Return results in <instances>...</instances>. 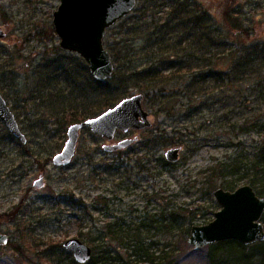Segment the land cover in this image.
Masks as SVG:
<instances>
[{"label": "rangeland", "instance_id": "374dc122", "mask_svg": "<svg viewBox=\"0 0 264 264\" xmlns=\"http://www.w3.org/2000/svg\"><path fill=\"white\" fill-rule=\"evenodd\" d=\"M60 1L0 0V94L27 137L22 143L0 121V231L10 238L0 247V264H71L74 256L63 244L72 238L95 248V255L126 256L110 228L133 234L153 220L161 231L141 229L146 244L174 248L177 264H211L207 249L189 244L187 230L215 219L221 209L216 189L251 185L253 162L264 149V130L252 127L264 122V0H137L132 13L108 29L104 44L115 55L123 51L121 69L147 67L150 59L160 67L158 59L169 58L159 81L168 80L165 92L162 85L125 89L119 74L100 86L90 83L86 61L60 47L53 24ZM164 21L179 25L168 44L157 38ZM206 26L211 42L198 38ZM229 71L222 84L220 73ZM84 87L91 90L88 99L79 91ZM104 88L115 96L143 94L151 126L119 132L113 141L84 127L71 164L54 165L68 127L84 121L80 110L107 104ZM125 137L138 140L104 150ZM173 148L181 153L169 165L165 156ZM237 166L239 173L222 174ZM40 177L44 186L37 188Z\"/></svg>", "mask_w": 264, "mask_h": 264}, {"label": "water", "instance_id": "95a60500", "mask_svg": "<svg viewBox=\"0 0 264 264\" xmlns=\"http://www.w3.org/2000/svg\"><path fill=\"white\" fill-rule=\"evenodd\" d=\"M136 5L137 0H61L53 15L60 47L79 55L88 64L91 75L98 81L106 82L115 71L113 57L104 44L107 31L130 15ZM3 36L0 29V37ZM143 100V94L126 97L97 116L70 125L64 148L53 157V164L58 167L71 164L76 155L80 131L84 127L109 141L115 138L118 131L149 128L150 113L144 108ZM0 121L14 137L27 143L15 114L1 94ZM133 142V139H126L117 145H105L104 150L114 152ZM180 153L181 148L169 149L165 158L174 163L179 160ZM34 185L42 188L44 178L40 177ZM214 196L221 206L215 213V219L206 225L193 226L190 230L188 242L195 250L227 240H237L245 246L264 242V197H260L251 185L241 186L234 191L218 188ZM9 241V236L0 231V247L6 246ZM63 247L78 264H86L93 255L92 248L78 238L67 240Z\"/></svg>", "mask_w": 264, "mask_h": 264}, {"label": "trees", "instance_id": "16d2710c", "mask_svg": "<svg viewBox=\"0 0 264 264\" xmlns=\"http://www.w3.org/2000/svg\"><path fill=\"white\" fill-rule=\"evenodd\" d=\"M147 9H149V6H147ZM226 15L228 18V15H229L228 12L226 13ZM235 17L241 18V16H235ZM181 26H183V24ZM158 27H159V32H160V35L157 36L158 42L160 40L161 43L163 42V44H166V43L168 44V38H167L168 34H170L173 30H174L173 32H175V30L179 27V25L176 24L173 26L170 23L166 24V21H164V23L162 22V24L159 25ZM186 27H187V24H186ZM204 28L205 30H207L206 34L201 35V36L199 35L198 38L201 40L203 39V37L208 38V40L211 42L210 34L212 33V31L210 29V26H206ZM179 34L185 36L186 30L184 31L183 29H181ZM211 45H213V42L212 44H210V46ZM150 46L151 45L146 46L147 50H150ZM257 49L258 48L253 47L251 51H259ZM131 51L136 52V50L133 48V49H130L128 53ZM114 52H113V49L112 51L110 50V53L114 59V63L118 65V69L117 71L116 70L114 71L111 80H114L116 75L119 74L120 77L122 78L121 83L124 84L125 89L129 87L143 89V87L149 88V86L151 87L154 85H162L159 90L161 92H165L164 84L167 83L168 80L166 81L165 79L162 80L164 83H161L159 81H160V78H163L162 74H164V71H166L165 62L169 58L164 57V55H162L159 59L157 58L158 60H161L160 62L162 63V65L160 67L153 66L154 61H151L150 59L148 60V63L150 64L147 67L140 68L138 66H134L135 68L126 67V69L125 68L121 69L120 59H121V55L123 51H121L119 55L118 54L115 55ZM231 58H233L232 55H231ZM237 63H238V67L244 66L240 60L237 61ZM161 68H163L164 70L163 69L161 70ZM230 70H233V68ZM232 75H233V72L231 71H229L228 73L221 72L219 81L221 80L220 82L223 84L226 79L230 80ZM90 79H91L90 83H92L93 85H97V86L102 85L101 82L94 79L93 77ZM111 80H109V82ZM88 87H84L83 90L85 92L81 91V88L79 89V91L82 93V96H86L87 99L90 95L89 91H91L89 90ZM102 92L107 93V101H108L107 104H104V106H102L101 104L97 106L93 105V107L88 106V107L81 109L80 110L81 120H85L86 118L95 116L97 113L101 112L103 107L104 108L111 107L113 106V104H115L119 100L126 98L124 97L126 91H124V93L122 94H116V96L109 92V88L102 89ZM146 95L148 96V94ZM74 111H78V110H73V112ZM258 117L259 119L261 118L260 116ZM75 119L76 118H74V120ZM252 127H255L254 130H257L258 132L261 133L264 130V122L260 124L258 128H256L257 127L256 125L255 126L253 125ZM165 163L169 165L171 164L168 161H165ZM253 169H254V172L252 173L250 184L254 188V190L255 189L257 190V191L255 190L256 193L260 197H263L262 195H264V149L262 150L260 149V153L256 155V160L253 162ZM239 170H241V166H237V168L230 170L229 172H225V173L222 172V174L229 173L233 175V174L239 173L238 172ZM261 174L263 175L262 177H261ZM170 216H171L172 224L178 223L179 218L176 213L171 212ZM164 221L167 222L166 220ZM154 222H155L154 220L151 221L152 224ZM262 222L264 223V215L262 218ZM152 224L147 225L145 224V221H144L140 226L136 227L133 234L129 230L120 232L121 230H113L114 228L113 229L110 228L109 231L113 239L118 240L120 242V246L122 249H126L125 250L126 256H121L120 252H117V255H114V251L112 250H108L106 252L102 251L101 254L98 256V255H95L94 253L95 248H94L92 258L86 264H177V261H178L177 250H175L174 248H169V245L167 244L163 245L162 247H159V243L155 241L149 242L148 244H146L145 242L146 240L141 238V235L143 233V231H140L141 229L142 230L146 229L147 232H150L152 229L157 230L158 232L161 231L159 230V226H155V225L153 226ZM190 229L187 230L188 234L190 233ZM204 248L208 250V257H209V261L211 264H264V242H258V243H255L249 246H245L237 240H227V241H221V242L211 244ZM71 264H78V263L75 260H72Z\"/></svg>", "mask_w": 264, "mask_h": 264}, {"label": "flooded vegetation", "instance_id": "af4514ba", "mask_svg": "<svg viewBox=\"0 0 264 264\" xmlns=\"http://www.w3.org/2000/svg\"><path fill=\"white\" fill-rule=\"evenodd\" d=\"M88 119V118H87ZM149 119H150V114H149ZM147 129V128H146ZM138 131L137 129H130L128 132H124V131H118L117 133H116V135H115V138H116V136H117V134L119 133V132H122V133H124V134H129L131 131ZM100 137V136H99ZM102 138H105V137H102ZM114 138V139H115ZM106 139V138H105ZM113 139V140H114ZM126 139H133L134 140V142L131 144V145H133L137 140H138V137H135V138H129V137H125V138H123V139H121L120 141H118L117 143H115V144H105V145H117V144H119L120 142H122V141H124V140H126ZM108 140V139H107ZM112 140V141H113ZM104 145V146H105ZM131 145H129V146H127V147H125V148H123V149H127V148H129ZM123 149H119V150H123ZM118 151V150H117Z\"/></svg>", "mask_w": 264, "mask_h": 264}]
</instances>
